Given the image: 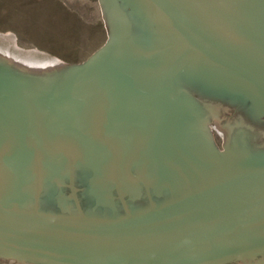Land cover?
Here are the masks:
<instances>
[{
  "label": "water",
  "instance_id": "obj_1",
  "mask_svg": "<svg viewBox=\"0 0 264 264\" xmlns=\"http://www.w3.org/2000/svg\"><path fill=\"white\" fill-rule=\"evenodd\" d=\"M99 1L78 64L0 33V264H264V0Z\"/></svg>",
  "mask_w": 264,
  "mask_h": 264
},
{
  "label": "rangeland",
  "instance_id": "obj_2",
  "mask_svg": "<svg viewBox=\"0 0 264 264\" xmlns=\"http://www.w3.org/2000/svg\"><path fill=\"white\" fill-rule=\"evenodd\" d=\"M8 32L18 48L66 64L84 62L108 38L99 0H0V33Z\"/></svg>",
  "mask_w": 264,
  "mask_h": 264
},
{
  "label": "flooded vegetation",
  "instance_id": "obj_3",
  "mask_svg": "<svg viewBox=\"0 0 264 264\" xmlns=\"http://www.w3.org/2000/svg\"><path fill=\"white\" fill-rule=\"evenodd\" d=\"M190 91H193V92H195L196 93V91H194V90H190ZM202 92H206V93H211V92H208V91H202ZM201 91L199 92V93H202ZM192 93V92H191ZM196 95V94H195ZM199 95V94H198ZM214 95L216 96L215 97V99L216 100H218V101H221V102H223V103H227V104H230L231 105V107H241L242 109H251V110H253V112H256L254 109V107H253V104H251L250 102H245V101H243V99H241V98H235V97H233V96H229V95H227V94H225V93H214ZM251 114V113H250ZM256 114V113H255ZM252 115V114H251ZM252 118H250V119H252V121H254L255 123L256 122H259V125H261V124H264V117L263 116H251ZM253 152H255V154H253V155H251L252 157L254 156L257 160H264V150L262 149V150H260V151H253ZM254 158V159H255ZM37 183H39L38 185H40V179H39V177L37 178ZM198 182H195V184L194 185H196ZM29 200L27 201L32 207H34V205H35V198L34 197H32V198H28ZM39 202L40 203H42L43 201H42V196L39 198Z\"/></svg>",
  "mask_w": 264,
  "mask_h": 264
}]
</instances>
